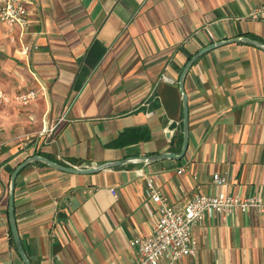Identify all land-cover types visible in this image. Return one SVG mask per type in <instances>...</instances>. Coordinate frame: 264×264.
Returning <instances> with one entry per match:
<instances>
[{
    "label": "crops",
    "instance_id": "1",
    "mask_svg": "<svg viewBox=\"0 0 264 264\" xmlns=\"http://www.w3.org/2000/svg\"><path fill=\"white\" fill-rule=\"evenodd\" d=\"M24 1V35L11 37L0 23V87L43 93L26 105L0 104V264H25L9 188L33 155L78 168L130 160L89 173L33 161L17 172L13 212L30 264H133V239L159 217L148 179L175 210L194 193L220 190L264 201V50L245 41L216 46L187 68L182 157L134 159L179 154L184 65L219 41L264 43V18L251 16L264 0ZM191 239L195 255L158 264H264V211L207 213Z\"/></svg>",
    "mask_w": 264,
    "mask_h": 264
},
{
    "label": "built area",
    "instance_id": "2",
    "mask_svg": "<svg viewBox=\"0 0 264 264\" xmlns=\"http://www.w3.org/2000/svg\"><path fill=\"white\" fill-rule=\"evenodd\" d=\"M24 0H0V23H2L12 34L18 33L22 36L28 30L30 20ZM254 18H264V3L256 7L251 14ZM14 36V35H13ZM30 47L23 45L21 54L28 55ZM43 89H28L26 91L10 95L4 88L0 87V104L15 101L26 105L35 100ZM55 125L43 128L40 134L51 135ZM183 169L177 172L181 173ZM215 184L222 188L225 178L216 176ZM115 195L114 189H110ZM146 193L148 200L159 203V217L155 221L149 234L133 239L137 247L138 257L133 264H158L161 259L173 263L183 255H195L196 246L191 239L192 227L199 222L207 213L230 212L234 208L246 210L248 207H256L264 211V201L258 198H240L223 193L205 195L194 193L192 198L181 210H175L167 203L162 192L155 188L151 179L146 182Z\"/></svg>",
    "mask_w": 264,
    "mask_h": 264
},
{
    "label": "water",
    "instance_id": "3",
    "mask_svg": "<svg viewBox=\"0 0 264 264\" xmlns=\"http://www.w3.org/2000/svg\"><path fill=\"white\" fill-rule=\"evenodd\" d=\"M231 41H245L248 43H251L261 49L264 50V43L260 42V41H256L253 40L249 37H237V38H232L229 40H225V41H219L216 43H212L202 49H200L199 51H197L184 65L181 75L179 77V88L180 91L182 93V108H183V117H182V145H181V150L179 152V154H175L172 152H166V153H162L159 155H153V156H138L135 157V161L138 160L139 161H151V160H156V159H161V158H175V159H179L182 157L186 146H187V135H188V120H187V97L186 94L183 91V79H184V75L185 72L187 70V68L191 65V63L201 54L205 53L206 51L219 46L225 42H231ZM130 159H124L121 161H117V162H109V163H102L99 165H95V166H91V167H68V166H64L62 164H59L57 162L51 161L49 159H47L44 156L41 155H33L30 157H27L24 161H22L14 170V172L11 175L10 178V188H9V202H8V216H9V222H10V227H11V231L14 237V241H15V245L17 247V250L20 254L21 259L23 260V262L25 264H30L29 261L27 260L23 248L21 246L20 240H19V236L16 230V226H15V219H14V212H13V192H14V180L16 177L17 172L27 163L33 162V161H41L44 162L52 167H55L57 169H61V170H67V171H71V172H75V173H89V172H95L99 169H103L109 166H113L117 163H125L128 162Z\"/></svg>",
    "mask_w": 264,
    "mask_h": 264
},
{
    "label": "trees",
    "instance_id": "4",
    "mask_svg": "<svg viewBox=\"0 0 264 264\" xmlns=\"http://www.w3.org/2000/svg\"><path fill=\"white\" fill-rule=\"evenodd\" d=\"M136 129H138V128H136ZM129 130H127V131H124L118 138H117V140H120V139H122V136L124 135V133H126V132H128ZM179 143L180 144H182V123H180V131H179Z\"/></svg>",
    "mask_w": 264,
    "mask_h": 264
},
{
    "label": "rangeland",
    "instance_id": "5",
    "mask_svg": "<svg viewBox=\"0 0 264 264\" xmlns=\"http://www.w3.org/2000/svg\"><path fill=\"white\" fill-rule=\"evenodd\" d=\"M9 32V31H8ZM9 33H11V32H9ZM10 36L12 37L13 36V34L11 33L10 34ZM3 87V86H2ZM10 95H13V94H17V93H20V92H23V91H26L27 89H24V90H17V91H8L5 87H3ZM10 103H12V102H10ZM1 105H4V104H1ZM24 137V136H23ZM18 138H22L21 136H18Z\"/></svg>",
    "mask_w": 264,
    "mask_h": 264
}]
</instances>
